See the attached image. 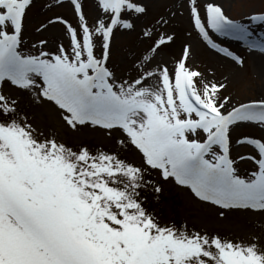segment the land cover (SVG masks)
<instances>
[{
    "label": "snow or ice",
    "instance_id": "obj_1",
    "mask_svg": "<svg viewBox=\"0 0 264 264\" xmlns=\"http://www.w3.org/2000/svg\"><path fill=\"white\" fill-rule=\"evenodd\" d=\"M30 4L0 0V264H264V238L162 224L142 195L149 185L161 191L147 176L151 169L218 206L221 217L236 210L264 212V138L237 141L258 150L249 156L256 168L248 176L239 174L230 154L234 127L264 125V99L231 106L230 97L221 96L224 84L202 81L199 87L194 78L203 74L187 63V44L171 71L167 64L152 66L146 54L136 61L134 77H117L108 63L113 30L134 26L124 13L143 14L141 0H98L103 16L94 27L74 0L79 31L53 18L66 25L68 46L49 51L39 40L35 53L22 46ZM188 7L199 36L236 62L243 64L242 57L217 43L209 29L264 49V37L231 19L215 0L203 5L206 18L198 0ZM252 19L264 21V13ZM96 35L102 55L95 51ZM172 40L160 35L150 51ZM13 86L34 102L54 104L70 129L116 133L119 148L138 151L142 162L119 150L45 136L6 90Z\"/></svg>",
    "mask_w": 264,
    "mask_h": 264
},
{
    "label": "rangeland",
    "instance_id": "obj_2",
    "mask_svg": "<svg viewBox=\"0 0 264 264\" xmlns=\"http://www.w3.org/2000/svg\"><path fill=\"white\" fill-rule=\"evenodd\" d=\"M146 6L143 14L124 13L131 19V29L116 27L110 43L109 65L117 77L128 79L136 75V63L143 55H151L152 66L167 64L169 70L183 54V48L190 46L187 63L203 75L194 78L203 88V82L224 84L221 96L228 95L231 106L248 100L264 99V49L249 47L243 40L232 36H222L209 29L210 35L236 55L242 57L243 64L232 57L211 48L198 31L194 30L189 14L190 0H141ZM207 0H198L201 15L206 18L203 5ZM223 7L231 19L246 24L258 38L264 37V21L253 20V14L264 13V0H215ZM83 14L91 27L103 16L98 0H80ZM54 17H62L79 31V14L75 11L74 0H31L23 20V48L35 53L41 48L37 43L44 40L49 51H55L63 43L69 44L66 25ZM41 25H44L41 28ZM148 33L145 36L144 33ZM173 36L158 50L151 52L154 40L160 35ZM151 37V38H149ZM96 39V54L102 55L101 39ZM34 46V47H33ZM16 99L21 109L29 116L31 123L45 136L52 134L71 146L85 144L90 149L119 150L130 161L142 162V155L136 150L119 148L112 136L92 126H79L78 130L63 124L59 109L51 102H34L30 93L19 91L14 86L6 88ZM242 136L264 138V125L255 122H241L230 132V154L236 161L239 174L248 176L256 168L250 155H258V150L250 143H238ZM239 157V159H238ZM147 176L159 183L161 191L155 192L152 185L142 191L145 207L155 214L162 224L219 233L222 236L250 240L264 238V212L258 210H236L219 216L218 206L200 200L187 186L179 185L173 178L165 179L157 170H149Z\"/></svg>",
    "mask_w": 264,
    "mask_h": 264
}]
</instances>
